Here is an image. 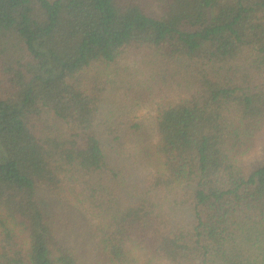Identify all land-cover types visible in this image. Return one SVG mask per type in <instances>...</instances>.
I'll use <instances>...</instances> for the list:
<instances>
[{
	"label": "trees",
	"instance_id": "trees-1",
	"mask_svg": "<svg viewBox=\"0 0 264 264\" xmlns=\"http://www.w3.org/2000/svg\"><path fill=\"white\" fill-rule=\"evenodd\" d=\"M0 264H264V0H0Z\"/></svg>",
	"mask_w": 264,
	"mask_h": 264
},
{
	"label": "rangeland",
	"instance_id": "rangeland-1",
	"mask_svg": "<svg viewBox=\"0 0 264 264\" xmlns=\"http://www.w3.org/2000/svg\"><path fill=\"white\" fill-rule=\"evenodd\" d=\"M124 66H126L125 62H122L119 69H122ZM131 67V69H130ZM126 68L128 69L129 73L132 72V73H136V69L135 66L133 65H129V66H126ZM131 74V73H130ZM132 75V74H131ZM139 78L140 79H145V76H144V72L143 71H140V74H139ZM117 92H120V91H124L122 88L116 90ZM118 101V100H117ZM111 102V101H110ZM116 103V101L114 102V104ZM153 109L150 105H146L144 107H140L139 109H137L133 116H135L138 120H142V123L146 126V131L150 128V126L152 125V116H153Z\"/></svg>",
	"mask_w": 264,
	"mask_h": 264
}]
</instances>
